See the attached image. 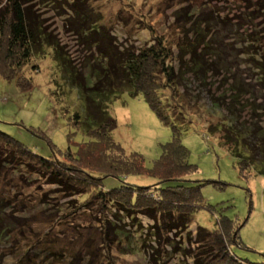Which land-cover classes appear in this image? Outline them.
I'll use <instances>...</instances> for the list:
<instances>
[{
  "label": "rangeland",
  "instance_id": "374dc122",
  "mask_svg": "<svg viewBox=\"0 0 264 264\" xmlns=\"http://www.w3.org/2000/svg\"><path fill=\"white\" fill-rule=\"evenodd\" d=\"M42 1L45 0H35L40 16L56 35L55 40L59 41L66 62L72 61L76 67L86 65L87 61L94 62L93 59L96 62V21L98 28L107 26L120 47L150 46L158 36L176 51L181 39L191 37L193 44L203 50L200 52L202 57L205 59L208 55L210 66L205 78L210 82L204 85L188 78V93L184 92L179 99V102L184 101L187 122L175 118L179 109L170 114V119L181 131L182 143L190 151L189 162L198 169L188 178L207 182L202 188L205 203L216 207L219 212L224 209L225 215L242 226V246H233V254L248 262L264 263V175L251 170V176L244 178L237 162L208 131L217 119H228L225 110L212 107V99L214 97L216 101V97L222 94V100H219L227 104L224 97L231 82L242 81L247 85L245 92L263 93L257 86L259 82L256 83L262 72L257 71L254 61H264V30L256 23L247 25V31L243 32L245 20L236 23L241 17L246 19L247 13H242L248 11L245 2L57 0L42 4ZM263 7L264 1L254 6L256 19H260L258 13ZM74 22L86 25L87 42L73 30ZM242 36L257 45L256 48L249 46V54L244 56ZM59 55L54 47L46 46L35 56V65H28L23 72L31 79L28 88H19L16 82H7L0 77V130L43 158L56 157L65 161V152L70 149L73 155H77L78 145L91 141L86 125L93 120L81 100L79 87L69 74L65 76ZM228 69L233 70L236 77L228 76ZM80 72L85 74L87 68ZM87 83L91 88L95 79L90 77ZM171 93L166 90L165 96L171 98ZM258 98L251 99L260 105L264 99ZM233 110H239L243 116L250 115L245 106ZM109 114L118 123L112 134L114 141L127 153L143 156L146 167L151 169L162 154V145L171 141L172 128L159 120L142 94L133 97L129 90L120 92L112 100ZM76 115L80 116L81 123L76 120ZM258 115L263 118L264 112ZM8 172L0 179V196L10 200L1 211L8 206V221L14 222L15 227L13 237L0 241V264H148L146 252L141 248H123L117 243L119 240L115 242L124 251L115 248L117 245H113L110 252L102 247L104 228L100 222L106 217H101L97 209L87 207L72 214L86 197H66L50 183L49 178L31 169L23 173L20 170ZM127 181L138 186L157 182L142 176H130ZM105 184L108 189H116L121 181L107 178ZM219 212L216 215L208 210L195 213L191 231L195 232L199 226L214 230ZM66 215L70 216L65 218ZM141 219L144 227L151 224L148 219ZM113 232H108L110 239H115ZM93 257L94 261L91 260Z\"/></svg>",
  "mask_w": 264,
  "mask_h": 264
},
{
  "label": "trees",
  "instance_id": "16d2710c",
  "mask_svg": "<svg viewBox=\"0 0 264 264\" xmlns=\"http://www.w3.org/2000/svg\"><path fill=\"white\" fill-rule=\"evenodd\" d=\"M51 1L57 0L41 3ZM243 1L248 9L242 12L247 13L246 19L241 17L236 23L245 20L243 32L247 31V25L256 23L264 30V7L258 13L261 20L256 19L253 12L257 11L254 6L264 0ZM97 26L96 21V62L93 59L91 64L87 61L86 65L76 67L71 59L70 63L66 62L61 45L56 42V35L50 31L47 21L40 16L35 0H0V77L7 82H16L19 88H28L31 79L23 74L25 68L34 66L35 56L46 46H52L60 53L65 76L69 74L75 86L79 87L81 100L93 120L86 125L91 141L79 144L77 155H73L70 149L65 152V161L56 157L43 158L0 130V179L8 170V173L11 170L23 173L31 169L49 178L50 183L66 197H86L72 214L87 207L97 209L101 217H106L100 224L104 228L102 247H106L108 252L113 245L121 251L125 249L119 245L141 248L146 252L148 264H258L233 254V246H242V226L225 215L224 209L219 212L216 207L205 203L202 188L207 182L188 178L198 169L189 162L190 151L182 143L181 131L170 119V114L179 109L175 118L187 122L184 101L179 102V99L184 92L188 93V78L204 85L210 82L205 78L210 66L208 55L205 59L202 57L200 52L203 50L193 44L191 37L181 39L176 51L158 36L150 46L137 49L120 47L107 26ZM72 28L79 38L85 42L89 40L84 33L86 25L74 22ZM241 40L245 47L242 56L249 54V46H257L244 36ZM254 62L257 71L262 72L256 83L259 82L257 86L263 93L245 92L247 85L242 81L231 82L224 97L227 104L220 102L222 94L216 97V101L214 97L212 99V107L225 110L228 119L221 117L208 129L237 162L244 178L251 176V170L264 175V117L258 115L264 112V102L257 105L251 99H259L258 96L264 99V61ZM83 68H87L85 74L80 72ZM230 75L236 77L234 71L228 69ZM90 77L95 79V83L88 88L87 79ZM125 90H129L133 97L142 94L159 120L172 128L171 141L162 145V154L151 169L146 167L143 156L127 153L112 137L118 123L109 114V105ZM166 90L172 92L171 98L165 96ZM240 106L249 109L250 115L243 116L239 110H233ZM76 120H80L79 115H76ZM130 176L149 177L157 182L149 186L133 185L127 181ZM107 178L119 179L121 185L108 189L105 184ZM8 200L9 197L0 196V241L9 240L14 234V222L8 221V206L1 211ZM200 210H208L215 215L219 212L214 230L199 226L195 232L191 231L194 214ZM141 218L148 219L151 224L144 227ZM110 220L115 222L110 225ZM110 230H114L115 239H110ZM117 240L119 245L115 242Z\"/></svg>",
  "mask_w": 264,
  "mask_h": 264
}]
</instances>
